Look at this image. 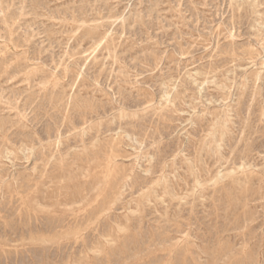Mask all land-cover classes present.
<instances>
[{
    "label": "rangeland",
    "instance_id": "374dc122",
    "mask_svg": "<svg viewBox=\"0 0 264 264\" xmlns=\"http://www.w3.org/2000/svg\"><path fill=\"white\" fill-rule=\"evenodd\" d=\"M0 146V264H264V0H0Z\"/></svg>",
    "mask_w": 264,
    "mask_h": 264
},
{
    "label": "bare ground",
    "instance_id": "6f19581e",
    "mask_svg": "<svg viewBox=\"0 0 264 264\" xmlns=\"http://www.w3.org/2000/svg\"><path fill=\"white\" fill-rule=\"evenodd\" d=\"M6 23V22H5ZM7 24V23H6ZM3 26V25H2ZM2 28V27H1ZM36 28V27H35ZM3 58V57H2ZM7 65V64H6ZM3 66V65H2ZM7 67H8V65H7ZM6 68V67H5ZM2 70H4V68L2 69ZM6 70V69H5ZM9 70V69H8ZM26 73V72H25ZM28 73V72H27ZM6 74V73H5ZM8 74V73H7ZM29 74V73H28ZM31 75V74H30ZM131 114V113H130ZM129 114V115H130ZM96 124V123H95ZM98 126V125H97ZM95 127V126H94ZM93 127V128H94ZM98 128V127H97ZM100 128V127H99ZM86 132V131H85ZM91 132V131H90ZM220 133H221V131H220ZM223 134V133H222ZM85 135H86V133H85ZM7 137V136H6ZM85 138V137H84ZM9 139V138H8ZM32 142V141H31ZM8 143V142H7ZM5 144V143H4ZM92 144V143H91ZM6 145V144H5ZM9 145V144H8ZM86 146V145H85ZM1 147V146H0ZM3 147V146H2ZM13 148V147H12ZM93 148V147H92ZM23 149H24V146H23ZM56 150H58V149H56ZM41 151V150H40ZM101 151V150H100ZM56 152V151H55ZM92 152V151H91ZM32 153V152H31ZM45 153V152H44ZM54 153V152H53ZM52 153V154H53ZM93 153V152H92ZM2 154V153H1ZM43 154V153H42ZM59 154V153H58ZM114 154V153H113ZM56 155V154H55ZM80 155H81V153H80ZM89 155V154H88ZM104 155V154H103ZM59 156V155H58ZM77 156H78V154H77ZM118 156V155H117ZM1 157V156H0ZM64 157V156H63ZM62 157V158H63ZM102 157V156H101ZM43 158V157H42ZM52 159V158H51ZM81 159V158H80ZM56 160V159H55ZM66 160V159H65ZM92 162V161H91ZM112 162V161H111ZM45 164V163H44ZM60 164V163H59ZM59 164H56V165H59ZM85 164V163H84ZM115 164V163H114ZM43 165V164H42ZM64 165H66V164H64ZM70 165V164H69ZM45 166V165H44ZM49 166V165H48ZM108 166V165H107ZM251 166V165H250ZM84 167V166H83ZM111 167V166H110ZM80 168H82V167H80ZM107 168V167H106ZM122 168V167H121ZM236 168V167H235ZM254 168V167H253ZM47 169V168H46ZM49 169V168H48ZM84 169V168H83ZM119 169V168H118ZM124 169V168H123ZM191 169V168H190ZM234 169V168H233ZM252 169V168H251ZM41 170V169H40ZM45 170V169H44ZM113 170V169H112ZM235 170H237V168L235 169ZM54 171H55V169H54ZM65 171V170H64ZM107 171V170H106ZM196 171V170H195ZM194 171V172H195ZM223 171V170H222ZM255 171V170H254ZM45 172H46V170H45ZM51 172V171H50ZM132 172V171H131ZM256 172V171H255ZM40 173V172H39ZM192 173V172H191ZM49 173H47V175H48ZM119 174V173H118ZM132 174V173H131ZM196 174V173H195ZM194 174V175H195ZM242 174V173H241ZM62 175V174H61ZM103 175V174H102ZM105 175V174H104ZM103 175V176H104ZM112 175V174H111ZM216 175V174H215ZM236 175V174H235ZM41 176V175H40ZM40 176H38V177H40ZM43 176V175H42ZM51 176V175H50ZM118 176V175H117ZM238 176V175H237ZM3 177V176H2ZM54 177V176H53ZM120 177V176H119ZM197 177V176H196ZM239 177V176H238ZM115 178V177H114ZM215 178V177H214ZM241 178V177H240ZM246 178V177H245ZM248 178V177H247ZM2 179V178H1ZM8 179V178H7ZM6 179V180H7ZM52 179V178H51ZM228 179V178H227ZM229 179H231V178H229ZM239 179V178H238ZM130 180H131V178H130ZM162 180V179H161ZM169 180V179H168ZM243 180V179H242ZM3 181H5V180H3ZM238 181H240V180H237V182ZM8 182V181H7ZM161 182V181H160ZM197 182V181H196ZM3 183H5V182H3ZM99 183H102V182H99ZM124 183H125V181H124ZM128 183V182H127ZM218 183V182H217ZM230 183H232V181L230 182ZM41 184H43V182L41 183ZM245 184V183H244ZM3 185V184H2ZM10 185V184H9ZM232 185V184H231ZM13 186V185H12ZM11 186V187H12ZM21 186V185H20ZM23 186V185H22ZM112 186V185H111ZM196 186V185H195ZM199 186V185H198ZM201 186V185H200ZM217 186V185H216ZM233 186H234V184H233ZM153 187V186H152ZM164 187H165V185H164ZM222 187V186H221ZM245 187V186H244ZM6 188V187H5ZM8 188V187H7ZM58 188V187H57ZM120 188V187H119ZM225 188H226V186H225ZM232 188V187H231ZM9 189V188H8ZM59 189V188H58ZM87 189V188H86ZM151 189V188H150ZM169 189V188H168ZM167 189V190H168ZM12 190V189H11ZM20 190H21V188H20ZM37 190H39V189H37ZM42 190V189H41ZM45 190V189H44ZM48 190V189H47ZM110 190V189H109ZM151 190H153V189H151ZM166 190V191H167ZM172 190V189H171ZM247 190V189H246ZM15 191V190H14ZM46 191V190H45ZM55 191V190H54ZM101 191V190H100ZM194 191H195V189H194ZM2 192V191H1ZM39 192H41V191H39ZM149 192V191H148ZM225 192H226V190H225ZM2 193H4V192H2ZM38 193V192H37ZM42 193V192H41ZM40 193V194H41ZM47 193H48V191H47ZM99 193V192H98ZM196 193V192H195ZM12 194V193H11ZM36 194V193H35ZM151 194V193H150ZM172 194V193H171ZM55 195V194H54ZM79 195V194H78ZM84 195V194H83ZM143 195V194H142ZM30 196H32V195H30ZM30 196H29V198H30ZM47 196V195H46ZM56 196H58V194H56ZM96 196V195H95ZM156 196V195H155ZM230 196V195H229ZM50 197H51V195H50ZM80 197V196H79ZM145 197V196H144ZM152 197V196H151ZM43 198V197H42ZM54 198V197H53ZM76 198V197H75ZM157 198V197H156ZM175 198V197H174ZM231 198V197H230ZM48 199V198H47ZM139 199V198H138ZM163 199V198H162ZM180 199V198H179ZM35 200V198L33 199V201ZM49 200V199H48ZM68 200V199H67ZM96 200H98V197H97V199ZM145 200V199H144ZM148 200V199H147ZM184 200H185V198H184ZM101 201V200H100ZM32 202V201H31ZM38 202V201H37ZM42 202V201H41ZM61 202V201H60ZM65 202V201H64ZM67 202V201H66ZM105 202V201H104ZM142 202V201H141ZM161 202H162V200H161ZM71 203V202H70ZM90 203H91V199H90ZM40 205V204H39ZM39 205H38V207H39ZM33 209V208H32ZM38 209V208H37ZM35 210V209H34ZM112 210V209H111ZM30 211V210H29ZM38 211H40V210H38ZM44 211V210H43ZM56 211V210H55ZM64 211V210H63ZM25 212V211H24ZM36 212V211H35ZM134 213V212H133ZM53 214V213H52ZM110 214V213H109ZM137 214V213H136ZM32 215V214H31ZM124 215V214H123ZM131 215V214H130ZM64 216V215H63ZM134 216H135V214H134ZM80 217H82V216H80ZM103 217V216H102ZM132 217V216H131ZM83 218V217H82ZM85 218V217H84ZM100 220V219H99ZM74 221V220H73ZM77 221V220H76ZM107 221V220H106ZM110 221V220H109ZM96 223H97V221H95ZM99 223V222H98ZM106 223V222H105ZM118 223V222H117ZM72 224V223H71ZM88 225V224H87ZM82 226V225H81ZM119 226V225H118ZM142 226V225H141ZM88 227H90V226H88ZM128 228V227H127ZM81 229V228H80ZM85 229V228H84ZM93 229V228H92ZM97 229H99V228H97ZM182 230V229H181ZM94 231V230H93ZM103 231V230H102ZM140 231V230H139ZM85 232V231H84ZM98 232V231H97ZM107 232V231H106ZM109 232V231H108ZM136 232V231H135ZM83 233V232H82ZM84 234V233H83ZM114 234H115V232H114ZM137 234H138V232H137ZM71 235V234H70ZM73 235H75L74 233H73ZM131 235H132V233H131ZM170 235V234H169ZM186 235H187V232H186ZM103 236V235H102ZM115 236V235H114ZM135 236V235H134ZM171 236V235H170ZM56 237V236H55ZM82 237V236H81ZM84 237V236H83ZM95 237V236H94ZM113 237V236H112ZM51 238V237H50ZM77 238H79V237H77ZM76 238V239H77ZM96 238V237H95ZM105 238V237H104ZM171 238V237H170ZM191 238V237H190ZM89 239V238H88ZM92 239V238H91ZM106 239V238H105ZM123 239H124V236H123ZM48 240V239H47ZM83 240V239H82ZM125 240V239H124ZM185 240V239H184ZM189 240V239H188ZM50 241V240H49ZM79 241V240H78ZM102 241V240H101ZM108 241V240H107ZM85 242V241H84ZM113 242V241H112ZM152 242V241H151ZM60 243V242H59ZM81 243V242H80ZM124 243V242H123ZM170 243H173V242H170ZM185 243V242H184ZM194 243V242H193ZM126 244H127V242H126ZM86 245V244H85ZM109 245V244H108ZM168 245V244H167ZM166 245V246H167ZM176 245V244H175ZM180 245V244H179ZM70 246V245H69ZM186 246V245H185ZM188 246V245H187ZM96 247V246H95ZM94 247V248H95ZM126 247V246H125ZM162 247V246H161ZM189 247V246H188ZM84 248V247H83ZM109 248H110V246H109ZM118 248H120V247H118ZM149 248V247H148ZM170 248H172V247H170ZM179 248V247H178ZM193 248V247H192ZM156 249V248H155ZM230 249V248H229ZM81 250H83V249H81ZM164 250V249H163ZM108 251V250H107ZM247 251V250H246ZM111 252V251H110ZM139 252V251H138ZM155 252V251H154ZM243 252V251H242ZM90 253V252H89ZM112 253V252H111ZM94 254V253H93ZM107 254V253H106ZM114 255V254H113ZM135 255V254H134ZM164 255V254H163ZM170 255H173V254H170ZM237 255V254H236ZM239 255V254H238ZM107 256H109V255H107ZM178 256V255H177ZM184 256V255H183ZM189 256V255H188ZM229 256V255H228ZM92 257V256H91ZM176 257V256H175ZM139 258V257H138ZM154 258V257H153ZM152 258V259H153ZM178 258V257H177ZM182 259H183V257H182ZM261 259V258H260ZM150 260V259H149ZM88 261V260H87ZM86 261V262H87ZM163 261V260H162ZM172 262V261H171ZM259 262H261V261H259ZM108 263V262H107ZM143 263V262H142ZM167 263V262H166ZM173 263V262H172ZM262 264V263H261Z\"/></svg>",
    "mask_w": 264,
    "mask_h": 264
}]
</instances>
